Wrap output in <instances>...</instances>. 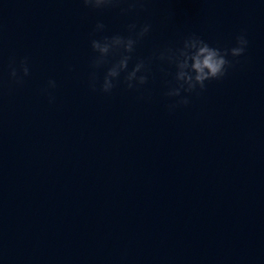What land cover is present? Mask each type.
I'll return each instance as SVG.
<instances>
[{"label": "clouds", "instance_id": "1", "mask_svg": "<svg viewBox=\"0 0 264 264\" xmlns=\"http://www.w3.org/2000/svg\"><path fill=\"white\" fill-rule=\"evenodd\" d=\"M80 2L84 8L93 12L118 10L121 16H131L146 12L149 0H80ZM105 31L106 25L98 21L90 34V48L93 53L89 62L90 90L111 95L122 83L126 89L138 91L149 83L154 66L167 65L171 71L163 67H160V71L165 77L166 90L163 95L173 100L166 105L169 112L189 105L190 96L202 94L206 90L207 82L225 78L229 70L240 63L238 58L245 55L249 45L244 32L235 37V44L231 47L212 46L192 32L176 43L158 45L153 48L150 55L140 58L136 56V50L152 31L151 23L133 21L125 25L126 34L117 32L112 35H99ZM130 62H133L131 68ZM9 69L10 79L17 85H23L24 78L30 75L28 57L20 59L18 63L11 59ZM101 69L104 70L102 80L98 75ZM56 87V81L50 79L47 88L41 90L48 95L49 103L55 100L49 89Z\"/></svg>", "mask_w": 264, "mask_h": 264}]
</instances>
